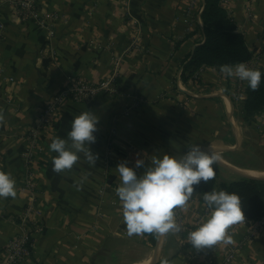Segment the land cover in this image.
Segmentation results:
<instances>
[{"label":"crops","instance_id":"0c3cea01","mask_svg":"<svg viewBox=\"0 0 264 264\" xmlns=\"http://www.w3.org/2000/svg\"><path fill=\"white\" fill-rule=\"evenodd\" d=\"M223 4L255 53L247 66L261 71L264 0H223ZM204 5L205 0H41L44 15L58 14L54 35L50 36L46 27L23 22L13 7L0 3V20L5 24L0 38V64L4 68L0 73V113L4 116L0 123V171L11 173L17 192L15 198H0V259L6 255L8 241L21 230L29 194L22 187L26 171L23 135L40 106L71 80L97 82L116 69L118 94L101 93L88 103L70 102L46 135L37 170V203L41 209L37 219L45 224V230L34 239L26 264L151 262L158 241L155 264H209L208 259L218 264L231 246L240 242L243 245L233 264H264V227L245 241L250 231L246 217L229 229L231 244L221 242L198 250L188 242V232L210 214L196 191L184 208L175 210L182 231L157 236L155 243L147 233L128 235L115 191L120 185L116 168L121 161L134 168L136 159H143L145 167L135 168L141 176L153 156L186 153L194 141L191 129L203 126L206 106L212 103L205 99L220 95L222 105L231 108V96L222 92L229 79L220 68L211 66L202 67L198 85L209 92L187 101L184 114L176 101L159 100L163 93L183 100L190 94L181 87L177 94L174 82L195 47L205 39L201 18ZM136 37L137 47L131 45ZM233 85L230 80L231 92ZM128 94L142 95L148 103L139 111ZM86 110L99 118L96 143L90 146L98 154L96 164L89 167L81 162L71 172L57 174L52 171L56 153L50 152L49 145L55 137L66 138L74 117ZM242 123L244 126L231 117L232 132L213 146L227 144L225 148L235 156L224 157L239 170L264 172V133L256 129V121L250 126ZM114 124L118 136L109 153ZM85 172L87 180L78 183ZM221 177L239 178L223 168Z\"/></svg>","mask_w":264,"mask_h":264},{"label":"clouds","instance_id":"9594fccd","mask_svg":"<svg viewBox=\"0 0 264 264\" xmlns=\"http://www.w3.org/2000/svg\"><path fill=\"white\" fill-rule=\"evenodd\" d=\"M220 71L227 78L246 81L252 91L260 86L261 72L249 68L244 62L221 65ZM3 121L4 116L0 113V123ZM98 123L99 118L93 112L83 111L74 117L66 138L52 139L49 150L56 153L52 159L53 172H71L81 162L89 167L95 166L98 154L93 153L90 146L96 143L94 133L98 131ZM221 158V154L211 146L205 151L199 144H193L179 157L168 154L162 158L153 156L151 165L141 176L137 175L135 168L145 167L143 159H136L134 168L129 167L127 161H121L116 168L120 185L115 191L128 235L147 233L159 237L181 232L182 226L177 222L175 210L187 205L193 196L194 186L215 177L213 166ZM87 178L88 173L85 172L78 183L82 184ZM16 195L14 177L0 171V198H15ZM202 199L210 214L188 232V242L198 250L221 242L225 245L233 243L229 229L245 220L240 196L225 190H212L204 193Z\"/></svg>","mask_w":264,"mask_h":264},{"label":"built area","instance_id":"2783aa9c","mask_svg":"<svg viewBox=\"0 0 264 264\" xmlns=\"http://www.w3.org/2000/svg\"><path fill=\"white\" fill-rule=\"evenodd\" d=\"M0 3H6L13 7L16 15L23 22H33L40 26H44L47 28L50 36L54 35L55 19L58 17V14L50 13L48 16L44 15L41 9V0H0ZM4 33L5 24L2 20H0V38L4 36ZM131 45L135 47L139 46L137 37L132 41ZM201 69L197 72V74H199ZM3 71L4 68L0 64V73ZM181 73L182 70L179 73V78H181ZM118 78L119 73L118 70L115 69L111 76L97 82L83 78L71 80L58 92L53 94L45 104L40 106L33 123L23 135L25 139L23 160L26 171L22 187L29 194L25 205V212L20 220L21 230L8 241L6 245V255L3 259H0V264H26L32 253L34 239L38 234L44 232L45 230V224L37 219V215L41 214V209L37 203L38 158L40 152L44 150L46 140H48L46 136L47 133L55 128L61 109L70 102H91L101 93L111 96L118 94ZM246 84V81L244 82L237 78L236 87L241 89V93L237 94V97L240 99H244L246 97ZM128 96L134 99L135 108L144 103V98L138 94H128ZM117 136L118 130L117 126L114 124L109 136V153H111L112 144L116 140ZM263 227L264 217L252 222L250 224L249 235L245 241H247L250 237H253ZM242 245L243 242H240L237 245L231 246L218 264H233L238 257ZM208 263L215 264V262L211 259H208Z\"/></svg>","mask_w":264,"mask_h":264},{"label":"trees","instance_id":"16d2710c","mask_svg":"<svg viewBox=\"0 0 264 264\" xmlns=\"http://www.w3.org/2000/svg\"><path fill=\"white\" fill-rule=\"evenodd\" d=\"M205 39L199 43L189 59L184 63L181 78L188 83L190 80L199 81L197 72L204 66L218 67L224 64L235 65L248 62L255 57L254 51L248 44L247 37L238 28L234 17L223 4V0H205L201 13ZM264 53V32L261 35ZM261 72V83L256 91H252L248 83L241 108V118L250 125L255 117L264 110V67ZM197 75V76H196ZM215 177L207 183L201 181L194 186V191L203 194L212 190H225L238 194L242 201V209L248 223L251 224L264 217V179L243 177L227 180L221 177L219 163L214 166ZM155 243L157 236L148 234Z\"/></svg>","mask_w":264,"mask_h":264},{"label":"rangeland","instance_id":"374dc122","mask_svg":"<svg viewBox=\"0 0 264 264\" xmlns=\"http://www.w3.org/2000/svg\"><path fill=\"white\" fill-rule=\"evenodd\" d=\"M261 53H262V51H261ZM200 72H199V74H200ZM179 73H180V71L177 72V74L175 76V82H174L175 92L177 94H179V92H177L176 90L179 89V87H181V88H184L185 90L186 89L189 90L190 94L187 97H185L183 100V99L175 98L172 94L163 93L160 95L159 100H169V101L174 100V102L176 101V103L180 104L182 107L181 114H184V109L188 108L187 101H190L192 99L196 100L197 98H202L201 96L207 94L209 91L204 89V88L200 89V87L198 86L199 83H201V81H200L201 75H199V81L198 82H196L192 79L189 81L190 84H188V83L184 82L181 78H179ZM228 79H229V80H227L228 85H226L224 87L222 92L229 97L231 96V108L228 109L222 105V99L219 98V97H221L220 95H217V98L213 97L214 99H210V98L205 99L206 101L207 100L212 101V103L210 105L206 106V109H205L206 114H205L203 126L202 127L201 126L195 127V129H191V135L193 136L192 138L194 139V141L189 143L188 148L193 144H199L201 147L209 148L210 146L212 147L215 144L214 143L215 141H219L221 139H224L228 133L232 132V130H231L232 128L230 125L231 117H235V119L239 123L241 122V124H243L242 122H244V121L241 118V108H242L244 99H240L237 97V94L241 93V89L239 88L240 91L238 92L239 89L236 87L237 78H232V79L228 78ZM230 80L234 84L232 87L233 92L230 91ZM180 91L184 92L181 89H180ZM140 96H142V95H140ZM147 103H148L147 100L144 98V103L141 104L136 109L139 111L142 110ZM212 113L215 114V117H216L215 122H218L219 126L217 124H214L215 123L214 122V116L212 115ZM255 121H256V123H255L256 129L258 131L264 133V110L262 112H260L255 117L253 122H255ZM252 123L250 125H252ZM243 126H244V124H243ZM241 128H242V126H241ZM225 147H228L227 144L221 143V144H217V145L213 146L212 148H225ZM230 150L231 149L225 148L221 154L223 156H225L227 159H233V156H235V155H232L233 153ZM187 151L188 150H186V152ZM223 170H224V172H230L226 168H223ZM234 174L237 175V178L240 177V175L236 174L235 172H234Z\"/></svg>","mask_w":264,"mask_h":264},{"label":"water","instance_id":"95a60500","mask_svg":"<svg viewBox=\"0 0 264 264\" xmlns=\"http://www.w3.org/2000/svg\"><path fill=\"white\" fill-rule=\"evenodd\" d=\"M187 91V90H186ZM203 150H205L207 147H201ZM223 168H226L232 172H235L236 174L243 176V177H253V178H260V179H264V175L263 176H258V175H252V174H247L244 173L242 171H240L238 168L232 166L231 164L224 162L222 160H220L218 162ZM158 256H159V241H158V245L156 246V251L153 257V260L150 264H155L158 261Z\"/></svg>","mask_w":264,"mask_h":264},{"label":"bare ground","instance_id":"6f19581e","mask_svg":"<svg viewBox=\"0 0 264 264\" xmlns=\"http://www.w3.org/2000/svg\"><path fill=\"white\" fill-rule=\"evenodd\" d=\"M216 151H218L221 154V151L223 148H212ZM209 148H206L205 151H208ZM223 152V151H222ZM221 160L224 162H227V160L224 158V156L221 154ZM228 163V162H227ZM240 169V168H239ZM240 171L247 173V174H252V175H264L263 171H258V170H247V169H241ZM152 262V261H151ZM150 260H146L144 262L141 263H135V264H150L151 263Z\"/></svg>","mask_w":264,"mask_h":264}]
</instances>
